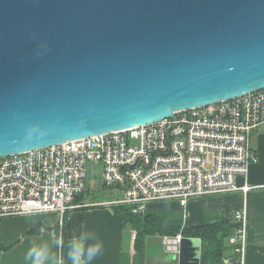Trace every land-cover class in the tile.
I'll use <instances>...</instances> for the list:
<instances>
[{"label": "water", "instance_id": "95a60500", "mask_svg": "<svg viewBox=\"0 0 264 264\" xmlns=\"http://www.w3.org/2000/svg\"><path fill=\"white\" fill-rule=\"evenodd\" d=\"M262 89L264 0H0V159Z\"/></svg>", "mask_w": 264, "mask_h": 264}, {"label": "built area", "instance_id": "2783aa9c", "mask_svg": "<svg viewBox=\"0 0 264 264\" xmlns=\"http://www.w3.org/2000/svg\"><path fill=\"white\" fill-rule=\"evenodd\" d=\"M264 130V89L205 107L175 113L156 123L60 143L0 159V221L4 217L55 213L77 208L86 190V165L101 166L102 187L116 188L133 215L150 202L218 195L242 190L258 156L253 135ZM244 210L233 215L240 228L229 239L243 264L246 247ZM181 235L164 237L170 254Z\"/></svg>", "mask_w": 264, "mask_h": 264}, {"label": "crops", "instance_id": "0c3cea01", "mask_svg": "<svg viewBox=\"0 0 264 264\" xmlns=\"http://www.w3.org/2000/svg\"><path fill=\"white\" fill-rule=\"evenodd\" d=\"M252 147L258 161L251 165L246 177H239L236 181L239 188L245 184L249 187L246 192L238 190L194 197L185 202H150L146 211L165 214L182 228H190L202 224L204 219L212 221L219 217H230L243 209L246 230L243 264H264V130L253 135ZM76 205L77 208L62 219V224L55 213L2 218L0 264H61L77 261L80 264H120L124 252L133 253V235L129 233V238L124 235L120 219L112 210V202L86 201L82 195L80 203ZM174 212L176 218L172 217ZM154 240L151 238L148 241ZM156 243L164 257L163 264H176L171 260V254ZM159 260L151 264H162Z\"/></svg>", "mask_w": 264, "mask_h": 264}, {"label": "trees", "instance_id": "16d2710c", "mask_svg": "<svg viewBox=\"0 0 264 264\" xmlns=\"http://www.w3.org/2000/svg\"><path fill=\"white\" fill-rule=\"evenodd\" d=\"M82 195L74 199V204L80 203ZM112 210L119 217L121 228L128 226L135 233L132 242L133 253L124 252L120 264H147L144 259L146 241L152 237H175L177 234L182 238L200 241V264H236L237 245L230 244L229 239L236 234L241 224L235 220L234 215L219 217L212 221L204 219L200 225L182 228L179 223L162 213L145 211L141 215H133L124 205H113Z\"/></svg>", "mask_w": 264, "mask_h": 264}, {"label": "rangeland", "instance_id": "374dc122", "mask_svg": "<svg viewBox=\"0 0 264 264\" xmlns=\"http://www.w3.org/2000/svg\"><path fill=\"white\" fill-rule=\"evenodd\" d=\"M86 171H87V176H86V190L83 193L84 198L86 201H93L95 203H104V202H116L120 200V191L114 190L112 191V189H103L102 187V179H101V166L98 163H88L86 165ZM158 202V201H157ZM163 202V201H161ZM70 212V211H69ZM68 212V213H69ZM152 212V211H151ZM176 218V212H174L173 214V218ZM66 222V220L64 221ZM124 230V235H127V237L129 238V233H131V235H133V239H134V231H132V229L128 226H125L123 228ZM178 235V234H177ZM155 240L154 241H146L149 244L145 245L146 248V252H145V262L147 264L150 263H154L153 261H157L159 260V258L161 260H159L160 262H162L163 264V255L162 252L160 251V248L158 246V244L156 242H158L162 248H164L163 246V238H159V237H152ZM151 239V238H149ZM148 239V240H149ZM128 245V243H126V246ZM165 249V248H164ZM170 262H165V264H169Z\"/></svg>", "mask_w": 264, "mask_h": 264}]
</instances>
